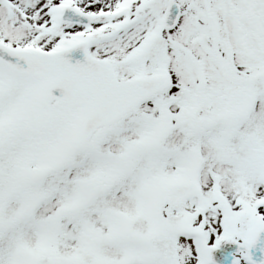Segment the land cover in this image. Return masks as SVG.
I'll return each instance as SVG.
<instances>
[{
  "label": "snow or ice",
  "instance_id": "obj_1",
  "mask_svg": "<svg viewBox=\"0 0 264 264\" xmlns=\"http://www.w3.org/2000/svg\"><path fill=\"white\" fill-rule=\"evenodd\" d=\"M0 264H264V0H0Z\"/></svg>",
  "mask_w": 264,
  "mask_h": 264
}]
</instances>
